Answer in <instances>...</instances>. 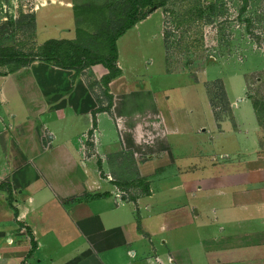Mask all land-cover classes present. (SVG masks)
<instances>
[{
	"label": "crops",
	"instance_id": "crops-1",
	"mask_svg": "<svg viewBox=\"0 0 264 264\" xmlns=\"http://www.w3.org/2000/svg\"><path fill=\"white\" fill-rule=\"evenodd\" d=\"M38 1L36 16L50 5L71 12L74 7L72 0ZM117 64L123 71L119 50ZM101 68L100 75L106 74ZM123 72L109 84L111 112L96 113L95 121L97 102L81 77L72 82L71 70L34 61L0 75V264H202L198 248L207 264H264V169H247L235 159L202 168L177 163L170 137L209 130L192 126L183 106L149 88L140 103L120 102L132 93L122 92ZM226 95L231 97L227 87ZM232 100V110L239 109ZM209 109L220 127L224 121L216 120L210 103ZM234 113L241 127L234 132L257 134L258 122L246 129ZM104 114L114 121L116 142H104L107 134L99 129ZM79 125L81 131L67 133ZM115 151L130 152L141 176L152 178L144 196H119V184L100 176L98 161ZM249 152L240 149L233 156ZM166 181L174 182L170 190L200 196L192 216L183 203L175 208L149 203L157 184ZM201 215L219 224L210 236L195 230L198 247H169L167 238L156 242L157 231Z\"/></svg>",
	"mask_w": 264,
	"mask_h": 264
},
{
	"label": "rangeland",
	"instance_id": "rangeland-1",
	"mask_svg": "<svg viewBox=\"0 0 264 264\" xmlns=\"http://www.w3.org/2000/svg\"><path fill=\"white\" fill-rule=\"evenodd\" d=\"M42 1L47 3V0ZM123 1L72 0V12L59 5H50L38 11L36 16L38 0H0V46L30 58L31 54H40L49 39H60L72 41L76 47L85 46L106 54L105 41L95 35L98 30L96 24L111 17L118 9L117 3ZM242 5V0H168L166 6L153 10L117 41L125 77L122 92L126 94L132 90L130 95L119 97L120 102L140 103L145 100L143 95L149 88L155 95L163 94L167 103L183 106L192 126L203 124L209 130L196 136L170 137L177 163L185 160L188 166L197 168L194 164L198 163L202 168L203 164L228 163L235 159L247 169H264V0H249L244 11H241ZM199 12L201 16H198ZM31 14L34 18L30 23L27 15ZM67 47L68 44H64L61 51ZM10 67L11 64H0V75L7 73ZM101 67L104 66L86 67L80 75L88 89V84L92 85L93 92L89 91L97 107L100 99L103 105L108 102L103 95L106 88L102 82L103 74L99 72ZM226 87L231 97L226 95ZM232 97L239 109L232 110ZM239 98L243 100L240 102ZM209 103L216 120L224 121L220 127L214 125L208 111ZM234 112L239 121L248 125L246 129L258 122L257 134L252 130L249 137L246 133L234 132L241 128L235 121ZM99 121L100 132L107 134L104 142L118 141L113 119L104 114ZM80 129L81 125L75 126L67 133L74 134ZM240 149L250 152L245 158L233 156ZM104 158L98 161L103 166L99 174L119 183L121 196L141 197L148 192L146 187L150 188L152 178L141 176L136 159L130 152L115 151ZM245 161L248 164H244ZM193 172V175L197 174V171ZM170 183L174 184L173 181L159 182L157 195L149 203L170 202L173 208L183 203L192 216L194 207L199 206L200 196H194L192 192L188 195L180 189L170 190ZM255 199L259 200V194L252 198L253 201ZM157 217L156 220L161 221V217ZM205 222L209 226L204 227ZM218 224L201 215V218L185 222L179 228L157 231L155 240L162 243V238H167L169 247H196L195 230L210 236L212 232H218ZM197 250V260L207 264L204 253L199 248Z\"/></svg>",
	"mask_w": 264,
	"mask_h": 264
},
{
	"label": "trees",
	"instance_id": "trees-1",
	"mask_svg": "<svg viewBox=\"0 0 264 264\" xmlns=\"http://www.w3.org/2000/svg\"><path fill=\"white\" fill-rule=\"evenodd\" d=\"M167 1L168 0H124L121 3H117L118 9L115 10V8V11L113 10L114 12L111 17L105 18V20L96 24L98 30L95 35L105 41L106 54L98 53L85 46L76 47L74 42L60 39H49L43 46V51L41 52L43 55H40L41 53L38 55L31 54L33 56L30 58L21 57L19 52H15L14 50L10 52L6 48L0 46V64H11L10 70L2 75L13 73L21 67L29 66L32 62L39 60L62 69L71 70L73 72L71 80L75 82L80 75L83 74L82 72L86 67L102 64L108 71L102 77L103 85H105L106 88L103 95H105L108 102L106 105H103V100H99V97H97L99 100V107L92 113L95 121L96 113L111 111L114 97L110 92L109 84L113 79L122 74V70L117 64V40L137 23L144 20L153 10L166 6ZM242 2L241 11H244L249 0H242ZM144 8H148V11L142 12ZM211 9L213 10L214 7L212 6ZM199 13L198 16H201V12ZM27 17L29 18L28 22L31 23L34 15H27ZM66 43L68 47L65 48V51H61V49H64L63 47ZM88 87L93 92L92 85L88 84ZM131 157H133V155H131ZM146 190H148V187H146Z\"/></svg>",
	"mask_w": 264,
	"mask_h": 264
},
{
	"label": "built area",
	"instance_id": "built-area-1",
	"mask_svg": "<svg viewBox=\"0 0 264 264\" xmlns=\"http://www.w3.org/2000/svg\"><path fill=\"white\" fill-rule=\"evenodd\" d=\"M108 179H109V180H111V178H110V177H108ZM123 192H124V191H123ZM118 195L120 196V193H118ZM124 195H125V194H124ZM125 196H126V195H125Z\"/></svg>",
	"mask_w": 264,
	"mask_h": 264
}]
</instances>
